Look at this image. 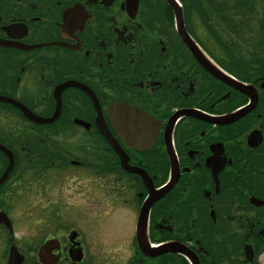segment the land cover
I'll return each mask as SVG.
<instances>
[{
  "label": "flooded vegetation",
  "instance_id": "obj_1",
  "mask_svg": "<svg viewBox=\"0 0 264 264\" xmlns=\"http://www.w3.org/2000/svg\"><path fill=\"white\" fill-rule=\"evenodd\" d=\"M170 1L0 0V98L42 119L61 104L39 124L0 101V144L14 157L0 264H264V0ZM220 19L247 48L237 65L202 41L205 28L219 39ZM120 104L150 120L116 119ZM9 162L0 150V179ZM60 170L70 194L59 205ZM39 209L48 217L35 223Z\"/></svg>",
  "mask_w": 264,
  "mask_h": 264
},
{
  "label": "rangeland",
  "instance_id": "obj_2",
  "mask_svg": "<svg viewBox=\"0 0 264 264\" xmlns=\"http://www.w3.org/2000/svg\"><path fill=\"white\" fill-rule=\"evenodd\" d=\"M256 3L259 2L258 0H253ZM257 9H263V6L261 5L259 8ZM263 11H257V14H261ZM225 20V19H224ZM223 20L220 19L219 22L215 21V23H217V25H219L215 31L217 33V35L219 36V39L216 40L214 38L211 37L210 33L208 34L207 29L205 28V30L201 33L202 35V41L204 43V46H206V48L208 47L209 51L212 52L215 57L218 58L219 61L225 63L226 65H228L229 63L232 65H237L236 62V58L239 56L241 58H245L248 57L247 54V48L245 47H241V40L240 42H237V35H241V33H237L233 34V32L231 31L230 28H228V26H226V24L222 23ZM211 24V23H210ZM224 24V25H223ZM227 44L231 45L228 46ZM234 44H236L235 46H233ZM232 47V48H231ZM236 47V48H235ZM238 55V56H237ZM250 57H252V55H250ZM232 59H235L234 62ZM248 59V58H245ZM238 60V59H237ZM241 61V60H240ZM4 119L1 120V123H3ZM12 122V121H11ZM56 147L59 149V151L57 152L60 155H63V153L70 156H77V157H87V154H85L81 149L77 148L74 146V144H60V145H56ZM70 153V154H69ZM93 158L94 156L91 155ZM53 173H57V171L53 172ZM71 174V173H70ZM26 175H29V173H27ZM59 177L62 179L67 175V172H64L62 170H60L58 172ZM75 174H71V177L75 178V180L73 181V184L79 185L80 182L78 181L79 179H77L79 176L74 177ZM66 178V177H65ZM65 181L62 182L61 184H64L62 187L59 188V205L61 204V194L63 192H65L67 195L70 194V183H67V178L64 179ZM23 185H27V179H25L23 182H21ZM78 189L76 188V192H75V196L77 197L79 195V191H77ZM18 193V192H15ZM13 200L17 201L18 199L14 198ZM65 200V202L63 203H68L69 206L73 205L74 202L77 203H81L79 201H76V198H72V197H65L63 198V201ZM22 203L21 202H16L15 205L12 207L13 210V214H18V216L20 217H24V216H28L26 209L25 213L24 211H22ZM68 208V207H65ZM20 212L22 213V215L20 214ZM50 216V215H49ZM69 216H70V212H69ZM48 217L47 216V211L45 209H39L37 211H34V215H33V221L35 223H38L40 221H44L45 218ZM30 231L29 226H27V224H23L20 228L19 226V230L17 231L18 233V237L19 238H23V240L28 237V233ZM31 232V231H30ZM43 234L47 232L45 231V229H43Z\"/></svg>",
  "mask_w": 264,
  "mask_h": 264
},
{
  "label": "water",
  "instance_id": "obj_3",
  "mask_svg": "<svg viewBox=\"0 0 264 264\" xmlns=\"http://www.w3.org/2000/svg\"><path fill=\"white\" fill-rule=\"evenodd\" d=\"M170 1V0H169ZM171 4L174 6V3H172V1H170ZM175 8V14H176V25H177V31L179 33V35L181 36V38L183 39V41L188 45V47L192 50V52L196 55L197 59L206 67V69L208 71H210L211 73H213L214 69L216 68L214 65H212V63L210 61H208V59L206 57H204V55H202V53L198 50L195 49L196 47L194 46V44H192L191 39L189 38V35L185 29L184 26V20H183V15H182V11L180 8ZM212 68V70H211ZM69 84H66L64 86H62L60 89H63L65 87H67ZM0 101H4L7 102L9 104L14 105L15 107H17L28 119H30L31 121H34L36 123L39 124H51L55 121L58 120V118L61 115V104L58 103V107L56 112L53 114V116L49 119H42L36 115H34L31 111H29L26 107H24L23 105L11 100V99H2L0 98ZM113 115L116 119H118L121 115L125 116L124 118H120V119H124V121H126L130 126L134 123H138L141 124L143 122H147L150 119L148 118V116L146 114H144L143 112L139 111L138 109H136L135 107H131L129 105H125V104H120L117 106V110H114ZM111 113V114H112ZM127 124V126H129ZM129 126V127H130ZM0 150L5 153L8 156L9 159V166L5 172V174L3 175V177L0 179V185L3 184L6 179L8 178L10 172L13 170L14 167V157L12 155V153L6 149L5 147H3L0 144ZM4 218H6L5 214H1L0 215V222H5ZM3 219V220H2ZM140 244L142 249L147 253V248L144 247V245L142 244V240H141V235H140Z\"/></svg>",
  "mask_w": 264,
  "mask_h": 264
}]
</instances>
